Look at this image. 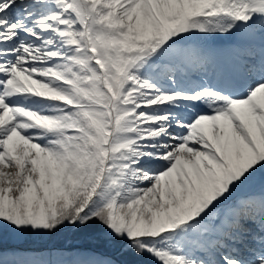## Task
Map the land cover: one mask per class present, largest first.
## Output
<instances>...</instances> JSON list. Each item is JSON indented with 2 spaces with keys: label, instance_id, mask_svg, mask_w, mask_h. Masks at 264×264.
I'll list each match as a JSON object with an SVG mask.
<instances>
[{
  "label": "snow or ice",
  "instance_id": "obj_1",
  "mask_svg": "<svg viewBox=\"0 0 264 264\" xmlns=\"http://www.w3.org/2000/svg\"><path fill=\"white\" fill-rule=\"evenodd\" d=\"M0 264H264V0H0Z\"/></svg>",
  "mask_w": 264,
  "mask_h": 264
},
{
  "label": "rangeland",
  "instance_id": "obj_2",
  "mask_svg": "<svg viewBox=\"0 0 264 264\" xmlns=\"http://www.w3.org/2000/svg\"><path fill=\"white\" fill-rule=\"evenodd\" d=\"M72 239H71V236H70V234H69V236H68V238L67 239H65L64 238V236H61V237H57V238H55V242L58 244V245H60V246H68V245H71V244H73L74 242L72 241ZM82 241H85V244H87L88 246H95L94 245V243L91 241V240H88V239H82ZM66 244V245H65ZM76 244H78V243H76ZM79 244H81L82 245V242H80ZM28 246H30V247H42L43 245H40V244H35V245H33V244H30V245H28ZM101 249H103V248H101ZM104 250H106V252L107 251H109V250H107V249H104ZM113 256H115V253H111Z\"/></svg>",
  "mask_w": 264,
  "mask_h": 264
}]
</instances>
